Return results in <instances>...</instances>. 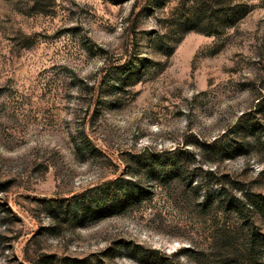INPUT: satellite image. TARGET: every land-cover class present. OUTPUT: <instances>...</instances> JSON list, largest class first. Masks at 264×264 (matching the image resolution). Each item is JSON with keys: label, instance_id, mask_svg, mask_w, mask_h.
<instances>
[{"label": "rangeland", "instance_id": "rangeland-1", "mask_svg": "<svg viewBox=\"0 0 264 264\" xmlns=\"http://www.w3.org/2000/svg\"><path fill=\"white\" fill-rule=\"evenodd\" d=\"M126 181L123 208L78 209ZM137 247L264 264V0H0V264Z\"/></svg>", "mask_w": 264, "mask_h": 264}, {"label": "trees", "instance_id": "trees-1", "mask_svg": "<svg viewBox=\"0 0 264 264\" xmlns=\"http://www.w3.org/2000/svg\"><path fill=\"white\" fill-rule=\"evenodd\" d=\"M212 9H210L207 13L211 14V16L208 17L211 18L212 15H215L216 18L222 22L225 23V25L229 26L232 25L238 15H239V10L238 7H236V5H231V3L228 4H223L222 6H220L218 9H215L213 7H211ZM210 25L211 23H213V21H209ZM151 163H153V161H151ZM169 165V163H168ZM151 166V167H148ZM170 166V165H169ZM145 170L149 173L153 172L151 169H153V165L151 164H144ZM175 166H173V168H171L172 170H170V172L166 171V176L169 175L172 172H175ZM174 170V171H173ZM126 185L125 187L121 188L120 190L114 191V192H110V190H108V185L107 188H102V187H98L99 188V193H96L95 190L96 188L93 189V193L95 194H91L90 196H88L84 202L80 203L78 206V209L81 210L82 214H89V213H93V215L97 217L99 216H108L110 215V213H113L112 211L116 208H123L124 205H127L129 203V201L134 198L136 192H135V188L131 185L130 181H126L125 182ZM106 184V183H105ZM102 188V189H101ZM90 193V192H89ZM139 193V192H137ZM86 202V203H85ZM229 205H231V203L229 202ZM94 211H96L94 213ZM249 251L252 249V246H254V244L257 242V240L255 238H251L249 240ZM253 243V245H252ZM251 247V248H250ZM140 248V247H137ZM141 249V248H140ZM141 254L137 253V261L139 264H181L177 261V258L179 256V254H181L182 252L180 251L179 254H174L171 258V256H167L157 250L154 249H149V248H145V249H141Z\"/></svg>", "mask_w": 264, "mask_h": 264}]
</instances>
